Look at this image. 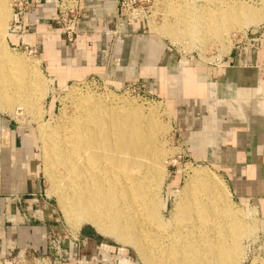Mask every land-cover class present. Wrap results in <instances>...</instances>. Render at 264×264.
Wrapping results in <instances>:
<instances>
[{
  "label": "bare ground",
  "instance_id": "bare-ground-1",
  "mask_svg": "<svg viewBox=\"0 0 264 264\" xmlns=\"http://www.w3.org/2000/svg\"><path fill=\"white\" fill-rule=\"evenodd\" d=\"M199 1L203 11L196 13L193 0H182L179 7L171 4L177 26L166 25L159 31L173 41L182 36L194 41L208 31L221 39L229 30L241 26L245 30L264 20V2L255 11L242 3ZM5 4L0 0V48L6 34ZM203 5L213 8L204 10ZM27 64L22 57L0 50V104L25 88L27 74H36L35 67ZM31 90L41 92L38 84H32ZM73 108L75 115L67 128L39 131L45 143L44 172L68 223L75 228L89 224L98 234L132 247L146 264L241 263L239 238L249 233V226L244 228L241 215L223 204L227 196L211 174L193 170L165 218L167 205L159 190L167 169L157 143L165 127L157 124L151 111L109 96H82ZM123 260L116 263L132 264Z\"/></svg>",
  "mask_w": 264,
  "mask_h": 264
},
{
  "label": "crops",
  "instance_id": "crops-1",
  "mask_svg": "<svg viewBox=\"0 0 264 264\" xmlns=\"http://www.w3.org/2000/svg\"><path fill=\"white\" fill-rule=\"evenodd\" d=\"M116 1L80 0L77 34L67 43L52 34L57 26L53 0H43L21 19L19 32L8 31V47L24 43L36 48L47 76L61 86L96 77L120 87L140 84L162 94L171 109V124L188 145V157L211 162L240 200L263 201L264 48L232 49L220 65L208 69L185 65L181 78L170 48L145 35L143 22H129ZM120 23L125 36L110 46L106 34ZM208 83L214 84L216 95L211 115L201 105ZM36 155L30 131L0 118V238L8 248H39L51 227L60 231L48 202L37 201L42 183ZM31 196L49 218L46 225L32 219ZM79 237L91 239L86 231ZM74 242L68 241L65 249L76 257Z\"/></svg>",
  "mask_w": 264,
  "mask_h": 264
},
{
  "label": "rangeland",
  "instance_id": "rangeland-1",
  "mask_svg": "<svg viewBox=\"0 0 264 264\" xmlns=\"http://www.w3.org/2000/svg\"><path fill=\"white\" fill-rule=\"evenodd\" d=\"M193 1L194 4L192 7L194 8V12L197 10L203 11L202 7L200 8V6H202L200 5L201 2L199 0ZM223 1V3L226 2L227 4L232 5L242 3L241 5L249 6L255 11H258L264 2V0ZM234 1H237V3ZM181 2L182 0H147L144 4L146 5V9L143 11V14H140V19L138 20V22H143V24H145V35L149 34V36L156 38L170 48L172 56L174 57L175 73L181 78H184L186 75L183 71L185 65L193 67V69H208L215 65H220L222 59L227 56L232 48L234 41L236 43L241 38H244L246 31L254 30L264 24L263 20L256 26H249L245 30L242 29L245 26H241L238 31L229 30L224 33V36H221V39L212 37L211 35L213 33L208 31L206 33L207 36L201 34L203 37L201 38V35L200 38L198 37L199 41L198 39L192 41L193 39L187 36H182L180 40L173 41L171 38L161 33L159 29L166 25L168 27L177 26L175 23L176 17L174 18V15H172L171 8L174 4L177 5H175L176 7H179L178 4L181 5ZM10 3L11 0H6V34L4 38L5 42L2 43L3 45L1 44L0 50L13 56L22 57L25 63H28L27 65L31 64V66L35 67L36 74H27L25 82L24 80L22 81L26 84L25 88H23L18 95L13 93V97L15 98L10 99L9 97V99H6L5 102L0 104V118L7 120L13 127H22L30 131L31 136L35 141L37 152L36 157L42 183L41 197H38L37 201L42 199L48 202L54 215V219L56 220L55 223L60 231L56 232V230L51 227V230L43 235L42 246L39 248L31 245H28L27 248L23 247L21 249L16 247L8 248L9 245L3 243L4 239L0 238V264H75L66 261L64 256L55 251L54 247H57V245L62 251H67L71 258L80 261V264H96L97 262H100L99 264H114V261H122V259H124L123 261H128V263L130 262L132 264H146L132 247L122 245L112 238L98 234L89 224L81 223L75 228L68 223L58 204L57 197L51 189L49 179L44 172L45 165L43 163V153L45 152V143L42 142L43 140L40 136L41 132L39 131L43 128H67L69 120L75 115L73 108L74 101L82 96H91L100 99L109 96L110 98L117 99V101L124 103L127 102L140 108L143 107L142 109L145 111H151L157 124H161L165 127V131L163 130L162 132V130H160V134L157 135V143L159 141V153L162 151V153H160V159L164 162L167 169L165 179L161 183L159 190L160 199L167 205L164 212L165 218H169L170 211L179 201L183 187L189 182L191 172L195 169H202L211 174L213 178L219 182V185H221L223 193L227 196V199H223V204L229 206L231 210L235 211L237 217L238 215H241L244 222V228L249 226V233L245 236H243V234L239 238L243 255L240 264H251L253 262L257 264L263 262L264 199L263 201L261 199L255 201H253V199H248L247 201L240 200L229 191L223 177L216 172L211 162H193L188 157V145L186 144L184 137L181 135L179 128L174 127L171 124V109L169 104L163 98V95L148 91L147 87L140 84H126L120 87L109 84L96 77H89L79 82H68L66 86H61L56 82H52L47 76L44 68L40 65L39 54L36 58H32L22 50H14V48L8 47L7 33L9 31L8 28L11 19ZM171 4H173L172 7L170 6ZM222 4L221 6L218 4L216 7H222ZM169 6L171 8H169ZM211 7L213 8V6L210 5H203L204 10ZM120 25L121 23L118 24L109 34H106L108 35L107 37L110 38V46L122 41L125 36L121 30L122 25ZM202 26L204 28V25ZM154 27L157 28V31L156 29H153ZM181 28L182 27H178V30L182 32L183 28ZM52 34L54 36L63 37L67 43H71L77 34V27L71 42L66 39V33H64L62 25L60 24H57ZM141 34H143V32L140 33V35ZM112 62L113 64L118 65L116 59H113ZM18 82L20 83V81ZM32 84H38L41 92H39V90H37V92L31 90ZM208 84L212 85L213 83ZM4 93L8 94L7 91ZM209 93L210 89L208 85L207 99L202 101L201 105L204 111L211 115L214 113L213 107L216 106V103L215 99L209 96ZM10 95H12V93H10ZM41 126L43 127L41 128ZM161 157H163L164 161ZM34 198L35 197L32 196L29 197V200L33 205L30 214L32 219L44 224L49 218H47L42 211L39 214V207L35 204ZM44 225H46V223ZM83 231L89 232L91 235V239L84 240V244L81 243L82 239L79 237V234H82ZM52 234L54 235L53 238L55 240V245L51 243ZM230 236L233 238L234 234L231 232ZM73 240L75 241L74 243L77 244L76 257L65 249L67 242ZM102 253L105 254L104 257L102 256L103 258L99 257ZM92 257H96V259L90 262Z\"/></svg>",
  "mask_w": 264,
  "mask_h": 264
},
{
  "label": "built area",
  "instance_id": "built-area-1",
  "mask_svg": "<svg viewBox=\"0 0 264 264\" xmlns=\"http://www.w3.org/2000/svg\"><path fill=\"white\" fill-rule=\"evenodd\" d=\"M147 0H117L116 5L118 10L124 15V17L129 22H137L140 19V14H143V11L146 9L145 2ZM43 0H11L10 9H11V19L9 22L8 30L10 32H19L21 28V19L24 18L28 11L35 5H39ZM55 4V22L56 24L62 25L64 33H66L67 40L69 42L72 41L73 35L76 32L77 22L80 14V0H53ZM143 4V5H142ZM121 26V25H120ZM264 48V24L254 30L246 31L244 38H241L239 41L233 43L232 49L237 50H258ZM22 50L27 53L32 58H36L38 56L37 49L34 47H30L22 43L19 47L14 48V50ZM210 93L209 96L213 97L216 101V95L214 93V84H208ZM39 214L41 213L38 210ZM54 235L52 234L51 243L55 245ZM81 243L84 244V241ZM57 253H60L65 257L66 261L80 264V261H76L70 257L67 251H62L60 247H54ZM104 253H102L99 257H104ZM107 255V253H106ZM102 257V258H103ZM96 257H92L90 262L95 260ZM97 262L96 264H99ZM111 264V263H105ZM114 264H117L114 261ZM119 264V263H118Z\"/></svg>",
  "mask_w": 264,
  "mask_h": 264
}]
</instances>
